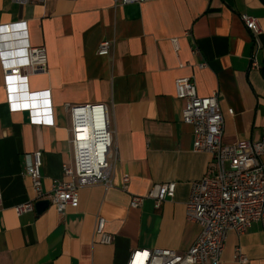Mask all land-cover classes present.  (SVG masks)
Listing matches in <instances>:
<instances>
[{
  "label": "crops",
  "instance_id": "0c3cea01",
  "mask_svg": "<svg viewBox=\"0 0 264 264\" xmlns=\"http://www.w3.org/2000/svg\"><path fill=\"white\" fill-rule=\"evenodd\" d=\"M241 14L257 18L261 32L252 35ZM5 25L14 28L8 33ZM23 38L45 48L47 69L26 84L12 78L6 85L0 54V264H126L136 248L186 251L200 232L185 215L190 187L213 175L215 165L210 153L193 150L174 81L192 77L199 96L218 91L224 143L258 141L264 134V0L116 6L112 0H0L3 50L15 41L19 51ZM102 40L111 42L107 55L97 54ZM95 103L105 105L112 134V185L79 187L77 205L63 215L52 204L17 215L15 205L35 199L23 174L24 154L41 151L43 192L54 180H68L62 167L74 157L67 105ZM167 182L175 183L174 195L159 207L148 197L130 206L131 195L145 196ZM98 216L113 236L109 244L95 234ZM237 248L244 264H264L259 222L227 233L222 264H238Z\"/></svg>",
  "mask_w": 264,
  "mask_h": 264
},
{
  "label": "built area",
  "instance_id": "2783aa9c",
  "mask_svg": "<svg viewBox=\"0 0 264 264\" xmlns=\"http://www.w3.org/2000/svg\"><path fill=\"white\" fill-rule=\"evenodd\" d=\"M14 1L26 4L31 0ZM112 1L116 6L148 0ZM240 19L252 35L261 32L257 18L241 14ZM2 28L10 33L14 26L5 25ZM175 40L172 39V43L176 48ZM23 42V47L17 51L15 41H10L8 51L3 50L0 41L6 85L12 78L26 84L29 76L43 73L47 69L45 48L27 44L26 38H23ZM110 44L109 40H102L97 54L107 55ZM251 65L256 66L253 57ZM174 88L175 96L184 101L182 121L192 127L193 150L210 153L215 165L213 175L192 183L185 202L186 218L197 223L200 232L184 252L166 248H136L131 250L126 264H222L221 255L230 230L241 234L253 222H259L264 228V134L255 142L224 143V116L218 102V91L208 96H199L194 79L188 76L176 78ZM67 109L71 118L70 143L74 157L72 166L64 164L62 167L68 180H54L52 189L48 193L43 192L42 153L36 150L24 154L23 174L31 181L35 199L15 205L13 209L17 215L33 211L34 203L44 199L63 215L67 206L77 205L79 187L93 184H102L105 187L112 185L114 153L111 150L112 134L105 105H67ZM227 113L232 115L233 109H227ZM128 181V177L124 176L123 190L127 189ZM175 186L174 182L156 184L145 196L131 195L129 204L131 207H138L148 197L159 207L166 198L173 197ZM1 201L0 191V205ZM105 223L103 217H97L95 234L99 235L101 243L109 244L113 236L105 232ZM234 259L238 264H244L247 257L237 248Z\"/></svg>",
  "mask_w": 264,
  "mask_h": 264
},
{
  "label": "water",
  "instance_id": "95a60500",
  "mask_svg": "<svg viewBox=\"0 0 264 264\" xmlns=\"http://www.w3.org/2000/svg\"><path fill=\"white\" fill-rule=\"evenodd\" d=\"M262 74H264V65L261 67ZM49 206V201L44 199V200H39L34 203V209L36 213L42 212L44 209H46Z\"/></svg>",
  "mask_w": 264,
  "mask_h": 264
}]
</instances>
